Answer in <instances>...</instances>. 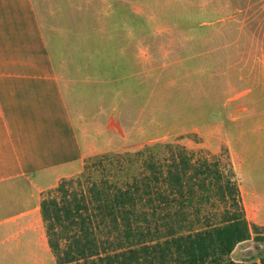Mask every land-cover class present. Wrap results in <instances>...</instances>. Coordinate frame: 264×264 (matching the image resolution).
Masks as SVG:
<instances>
[{
  "label": "rangeland",
  "instance_id": "obj_1",
  "mask_svg": "<svg viewBox=\"0 0 264 264\" xmlns=\"http://www.w3.org/2000/svg\"><path fill=\"white\" fill-rule=\"evenodd\" d=\"M30 1L79 156L0 180V264H57L40 203L60 186H125L149 156L179 149L236 183L253 236L231 258L264 264V0ZM223 207L213 200L200 217L219 221Z\"/></svg>",
  "mask_w": 264,
  "mask_h": 264
},
{
  "label": "trees",
  "instance_id": "obj_2",
  "mask_svg": "<svg viewBox=\"0 0 264 264\" xmlns=\"http://www.w3.org/2000/svg\"><path fill=\"white\" fill-rule=\"evenodd\" d=\"M147 158L131 184L94 181L78 192L62 185L41 201L48 245L57 264H259L231 258L252 229L238 186L215 161L184 149ZM216 200L219 221L201 216Z\"/></svg>",
  "mask_w": 264,
  "mask_h": 264
},
{
  "label": "crops",
  "instance_id": "obj_3",
  "mask_svg": "<svg viewBox=\"0 0 264 264\" xmlns=\"http://www.w3.org/2000/svg\"><path fill=\"white\" fill-rule=\"evenodd\" d=\"M0 93V180L78 158L69 104L30 0H0Z\"/></svg>",
  "mask_w": 264,
  "mask_h": 264
}]
</instances>
